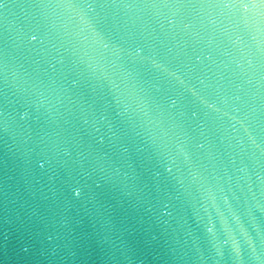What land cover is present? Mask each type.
<instances>
[{
  "label": "water",
  "instance_id": "95a60500",
  "mask_svg": "<svg viewBox=\"0 0 264 264\" xmlns=\"http://www.w3.org/2000/svg\"><path fill=\"white\" fill-rule=\"evenodd\" d=\"M0 264H264V0H0Z\"/></svg>",
  "mask_w": 264,
  "mask_h": 264
}]
</instances>
